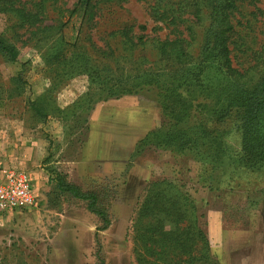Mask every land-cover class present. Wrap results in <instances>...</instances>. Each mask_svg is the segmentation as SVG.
I'll use <instances>...</instances> for the list:
<instances>
[{"label": "rangeland", "instance_id": "374dc122", "mask_svg": "<svg viewBox=\"0 0 264 264\" xmlns=\"http://www.w3.org/2000/svg\"><path fill=\"white\" fill-rule=\"evenodd\" d=\"M60 2L70 7L74 0ZM152 4L153 0H125L121 7L106 6L100 11L102 15L98 16L97 25L88 29L82 27L81 34L75 31L76 26L73 27L74 15L63 27L61 35L69 43L79 45L86 42L84 39L88 33L94 42L101 45L106 38L102 39L104 30L116 28L120 21L129 20L135 25H145V30L135 27L136 34L162 38L168 29L152 30L154 22L149 16ZM50 8L45 23L52 21ZM232 23L229 48L233 65L238 69L251 67L256 64L254 57L264 39V0L244 1L234 13ZM7 25L8 16L0 13V33L6 32ZM18 33L20 40L29 36L24 29ZM13 42L18 46V60L8 62L0 58V139L9 138L14 142L21 138L27 143L36 140L43 152L45 169L51 171L52 168L66 174L68 180L83 189L110 187L111 190L106 198L109 224L97 232L104 223L88 210L87 201L69 195L56 196L49 182L43 195L36 194L32 206L0 218V264H139L134 251L132 218L145 198L146 189L158 182L161 186L170 182L173 184L172 195L179 190L194 200L193 211L190 206H184L186 217L182 218L183 223L193 218L195 228L202 230L205 236H208L209 224L215 223L217 233L221 234L216 245L218 248L222 243L225 255L240 250L251 257L252 264H264V164L261 169L253 170L241 164L234 165L231 159L224 163L217 159L204 163V159L207 161L206 158L212 159V156L201 159L193 156L187 147L182 152L166 146L153 147L149 143L137 148V141L128 162L116 168L111 177L102 178L85 166L76 169L65 161L77 159L87 126L83 121L85 112L75 111L72 105L95 83L85 74L66 77L64 74L57 76L52 71L56 65L51 66V55L54 44L58 42L52 43L51 39L37 44L34 39L24 44L16 39ZM144 50L147 59L152 58V53L147 48ZM109 62L116 70L115 76L122 77V80L133 77L130 83L138 74L134 70L136 66L151 65L121 58L110 59ZM57 68L62 69L61 65ZM17 73L24 82L19 87ZM250 74L256 78L258 72L252 70ZM90 92L94 99H100L97 100L99 102L131 96L137 104L152 110L156 122H153L151 130L168 125L155 87L117 97H107L103 93L99 98V92ZM32 99L40 100L48 110L49 115L44 121L30 108ZM206 113L205 109L203 121L208 124ZM193 121L190 117L184 126L192 125ZM232 126L233 122L228 120L220 128L230 131L226 137L229 151L231 156H238L240 135L232 131ZM190 243L189 254L199 257L198 260L193 259L191 263L190 255L178 249L169 257L164 254L158 261L146 255L148 264H220L218 260L213 263L202 240L195 238Z\"/></svg>", "mask_w": 264, "mask_h": 264}, {"label": "trees", "instance_id": "16d2710c", "mask_svg": "<svg viewBox=\"0 0 264 264\" xmlns=\"http://www.w3.org/2000/svg\"><path fill=\"white\" fill-rule=\"evenodd\" d=\"M123 1L74 0L70 7H66L60 0H0V13L9 18L6 32L0 33V58L8 62L18 60L19 50L14 39L23 44L32 39L36 44L51 39L52 43L58 42L51 55V66L56 65L52 71L57 76L64 74L66 77L85 74L95 83L72 105L75 111L85 112V123L89 110L100 100L94 99L90 91L99 92L98 97L102 98L103 93L107 97H117L155 87L168 125L148 132L137 148L149 143L153 147L166 146L182 152L187 147L193 156L201 159L212 156L213 160L204 157L208 159H204V163L216 159L224 163L231 159L234 165L261 169L264 164V39L254 57L256 64L251 67L238 69L234 66L229 48L233 15L246 0H153L149 7V16L154 22L152 30L168 29L162 38L136 34L135 27L139 30L146 27L129 20L120 21L116 28L104 30L102 39L106 38L101 45L88 33L84 39L86 42L79 45L69 43L61 35L70 17L75 15L73 27L76 26L75 31L81 34L82 27L88 29L97 25L104 7H121ZM49 8L53 13L52 21L45 23ZM20 29L29 34L25 40L19 38ZM144 48L152 53L149 60ZM137 50L139 56L136 57ZM118 58L151 65L136 66L134 70L138 74L130 83L133 77L122 80V77L115 76L116 70L109 61ZM60 65L62 69L58 70ZM252 70L258 72L256 78L250 74ZM16 79L17 87L24 83L20 73L16 74ZM30 108L43 121L49 115L40 100H30ZM205 109L208 124L203 121ZM190 117L194 119L192 125L184 126ZM228 120L233 122L232 131L240 135L238 156H231L229 151L226 137L230 131L220 128ZM50 173L53 174L49 182L53 185L54 195H69L87 201L88 210L104 223L97 232L109 224L106 203L110 187L83 189L68 180L66 174L52 168ZM149 187L132 218L134 251L139 264L149 263L146 255L158 261L164 254L169 257L178 249L190 255L192 263L193 259H199L189 254L190 241L195 238L203 241L208 253L205 233L195 228V220L182 221L186 217L184 206H190L193 211L194 200L179 190L172 195L173 184L170 182L167 186L158 182ZM204 255L210 258L208 254Z\"/></svg>", "mask_w": 264, "mask_h": 264}, {"label": "crops", "instance_id": "0c3cea01", "mask_svg": "<svg viewBox=\"0 0 264 264\" xmlns=\"http://www.w3.org/2000/svg\"><path fill=\"white\" fill-rule=\"evenodd\" d=\"M135 101L131 96H123L94 103L87 114L86 136L79 148V155L76 160L65 162L76 169L85 166L102 178L111 177L116 168L128 162L137 141L144 138L151 131L153 122H156L152 110ZM0 147V160L9 166L29 171L35 193L43 195L53 174L43 167L44 156L40 144L36 140L27 143L21 138L14 142L1 138ZM217 231L215 223H210L206 238L208 254L212 256L213 263L218 260L220 264H252L251 257L240 250L225 255L222 243L217 248L216 241L221 239Z\"/></svg>", "mask_w": 264, "mask_h": 264}, {"label": "built area", "instance_id": "2783aa9c", "mask_svg": "<svg viewBox=\"0 0 264 264\" xmlns=\"http://www.w3.org/2000/svg\"><path fill=\"white\" fill-rule=\"evenodd\" d=\"M35 199L31 173L0 160V218L32 206Z\"/></svg>", "mask_w": 264, "mask_h": 264}]
</instances>
